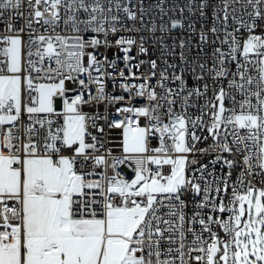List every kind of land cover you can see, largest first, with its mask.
I'll return each instance as SVG.
<instances>
[{
	"label": "snow or ice",
	"instance_id": "6c2138e0",
	"mask_svg": "<svg viewBox=\"0 0 264 264\" xmlns=\"http://www.w3.org/2000/svg\"><path fill=\"white\" fill-rule=\"evenodd\" d=\"M0 264H264V0H0Z\"/></svg>",
	"mask_w": 264,
	"mask_h": 264
},
{
	"label": "built area",
	"instance_id": "2783aa9c",
	"mask_svg": "<svg viewBox=\"0 0 264 264\" xmlns=\"http://www.w3.org/2000/svg\"><path fill=\"white\" fill-rule=\"evenodd\" d=\"M110 90V89H109ZM87 110V109H86ZM102 110V109H101Z\"/></svg>",
	"mask_w": 264,
	"mask_h": 264
}]
</instances>
